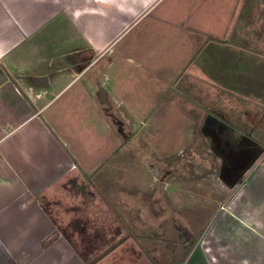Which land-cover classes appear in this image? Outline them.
Segmentation results:
<instances>
[{
  "label": "crops",
  "instance_id": "1",
  "mask_svg": "<svg viewBox=\"0 0 264 264\" xmlns=\"http://www.w3.org/2000/svg\"><path fill=\"white\" fill-rule=\"evenodd\" d=\"M253 1L0 0V264H111L125 250L128 237L90 258L84 240L61 230L58 210L64 225H76L72 235L88 227L107 232L119 221H103L102 196L92 191L107 183L101 148L81 163L80 135L61 131L57 121L71 107L87 119L91 106L101 126L104 105L117 122L148 121L142 104L122 98L134 89L159 91V102L191 93L189 105L199 110L197 84L217 83L264 103V0ZM237 68L243 79L249 75L250 90L232 88ZM219 212L190 260L264 264L263 158Z\"/></svg>",
  "mask_w": 264,
  "mask_h": 264
},
{
  "label": "rangeland",
  "instance_id": "2",
  "mask_svg": "<svg viewBox=\"0 0 264 264\" xmlns=\"http://www.w3.org/2000/svg\"><path fill=\"white\" fill-rule=\"evenodd\" d=\"M245 1L254 2L239 0V3ZM239 73L238 68L231 71L232 88L239 90L241 86L250 90L249 75L243 79ZM197 88L199 110L196 105H189L191 93L181 91L180 98L183 99L174 98L182 105L180 110L177 101H171L169 97L159 102V91L134 89L122 91V98L131 100L135 108L142 104L143 110L151 115L148 121H118L122 122L119 126L107 105L102 107V115L107 121L102 119L101 126L98 122L95 124L91 106L87 107V119L82 113L79 116L77 107H71L69 115L57 121L61 131L80 135L84 146L81 163L91 161L93 148H101L106 163L99 173L107 183L92 191L102 196L103 221L116 219L118 227L107 228V232L102 233L95 227H88L80 235H72L69 233L76 226L74 222L64 225L63 211L55 213L61 230L68 233L66 236L70 240L74 237L75 241L82 239L90 247L85 250L88 257H99L108 251V246H117V239L128 237V244L123 245L125 250L115 257L112 255L111 264H115L116 257L120 256L135 260L131 264H201L198 259L197 263L190 260L195 242L212 228L214 218L222 219L219 210L241 186V183L232 187L226 184L224 159L213 152L201 131L205 121L212 117L205 116L206 112L212 111L214 118L221 115L229 125L245 130V135L253 133L256 137H251L252 140L263 148L257 158L264 159V103L252 97L242 98L237 92L228 93L217 83L208 88L197 84ZM65 99L50 107V111L61 107ZM164 111L166 114L162 113ZM161 113L165 116L159 121L157 118ZM115 129L117 134L123 133V137L117 138ZM84 130L86 136L82 135ZM126 149L131 152L126 153ZM246 178L247 175L241 182ZM79 191L77 188L75 193ZM126 195L130 197L129 201ZM51 210L56 209L51 207ZM226 220L229 221L225 218L224 222ZM96 222L88 220L87 224ZM95 244L100 248L94 249Z\"/></svg>",
  "mask_w": 264,
  "mask_h": 264
},
{
  "label": "flooded vegetation",
  "instance_id": "3",
  "mask_svg": "<svg viewBox=\"0 0 264 264\" xmlns=\"http://www.w3.org/2000/svg\"><path fill=\"white\" fill-rule=\"evenodd\" d=\"M201 131L213 152L224 159V179L230 187L240 184L261 159L257 158L263 149L261 144L253 141L245 132L244 135L236 132L221 118L206 120Z\"/></svg>",
  "mask_w": 264,
  "mask_h": 264
},
{
  "label": "trees",
  "instance_id": "4",
  "mask_svg": "<svg viewBox=\"0 0 264 264\" xmlns=\"http://www.w3.org/2000/svg\"><path fill=\"white\" fill-rule=\"evenodd\" d=\"M242 183H243V182H241V184H242ZM107 252H108V251H107ZM107 252H105L104 255H105Z\"/></svg>",
  "mask_w": 264,
  "mask_h": 264
}]
</instances>
